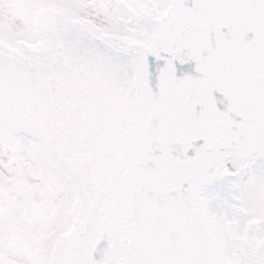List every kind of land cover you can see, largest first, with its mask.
<instances>
[{"label": "snow or ice", "instance_id": "6c2138e0", "mask_svg": "<svg viewBox=\"0 0 264 264\" xmlns=\"http://www.w3.org/2000/svg\"><path fill=\"white\" fill-rule=\"evenodd\" d=\"M0 264H264V0H0Z\"/></svg>", "mask_w": 264, "mask_h": 264}]
</instances>
